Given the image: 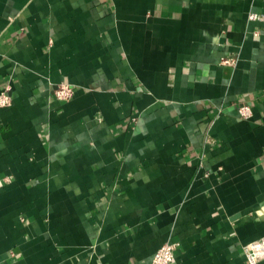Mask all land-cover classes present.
I'll return each instance as SVG.
<instances>
[{"label":"crops","instance_id":"obj_1","mask_svg":"<svg viewBox=\"0 0 264 264\" xmlns=\"http://www.w3.org/2000/svg\"><path fill=\"white\" fill-rule=\"evenodd\" d=\"M251 11L264 0H0V264H149L169 240L172 264H248L264 235Z\"/></svg>","mask_w":264,"mask_h":264},{"label":"built area","instance_id":"obj_2","mask_svg":"<svg viewBox=\"0 0 264 264\" xmlns=\"http://www.w3.org/2000/svg\"><path fill=\"white\" fill-rule=\"evenodd\" d=\"M248 19L264 25V13L251 11L248 13ZM233 62L232 57H226L221 60L222 64H232ZM9 89V86H6L0 91V107L9 106L12 102ZM74 91V85L61 82L54 87L53 95L57 100H69L73 96ZM236 106L241 118L246 119L252 115V108L248 103L240 102ZM261 163L264 166V154L261 156ZM175 247V242L170 240L164 242L157 248L149 264H172ZM242 249L248 264H255L259 259L264 258V235L244 244Z\"/></svg>","mask_w":264,"mask_h":264}]
</instances>
